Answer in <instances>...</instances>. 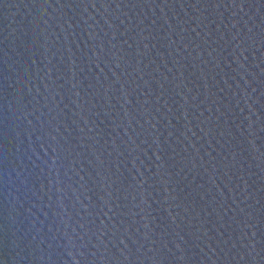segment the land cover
<instances>
[{
	"label": "water",
	"instance_id": "1",
	"mask_svg": "<svg viewBox=\"0 0 264 264\" xmlns=\"http://www.w3.org/2000/svg\"><path fill=\"white\" fill-rule=\"evenodd\" d=\"M0 264H264V0H0Z\"/></svg>",
	"mask_w": 264,
	"mask_h": 264
}]
</instances>
